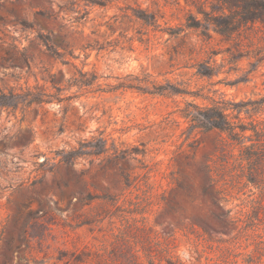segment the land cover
I'll use <instances>...</instances> for the list:
<instances>
[{
	"label": "rangeland",
	"instance_id": "1",
	"mask_svg": "<svg viewBox=\"0 0 264 264\" xmlns=\"http://www.w3.org/2000/svg\"><path fill=\"white\" fill-rule=\"evenodd\" d=\"M227 14L0 0V264H264V22ZM214 102L239 144L190 129Z\"/></svg>",
	"mask_w": 264,
	"mask_h": 264
},
{
	"label": "trees",
	"instance_id": "2",
	"mask_svg": "<svg viewBox=\"0 0 264 264\" xmlns=\"http://www.w3.org/2000/svg\"><path fill=\"white\" fill-rule=\"evenodd\" d=\"M221 10L228 11L229 16L228 20L218 21L216 19H211L210 23L218 28L219 32L222 34L231 35L240 29L242 26H245L248 22L253 24L256 22H264V0H216ZM10 97H13V93L10 92ZM7 96L5 93H0V108L13 106L11 103H8ZM32 102V100L30 101ZM258 103L259 101H247L238 104V106L247 105L249 103ZM261 106L264 104V100H261ZM194 110L187 111L184 113V118L190 122V129H219L227 133L228 138L235 141L239 144V139L245 137L244 131L248 128L243 125H237L234 121L228 118V114L224 112L223 107L216 102L211 106L200 107L198 105L193 106ZM261 108V107H258ZM254 132V135H264V131H258L257 129H251ZM251 140V138H249ZM259 142V141H258ZM263 143H260L262 146ZM254 143L250 146V149H253ZM262 147L251 151L250 155L246 157L248 162L254 160H261L264 157V153H259ZM246 179L248 182L257 185V182L252 179V177L247 176Z\"/></svg>",
	"mask_w": 264,
	"mask_h": 264
}]
</instances>
